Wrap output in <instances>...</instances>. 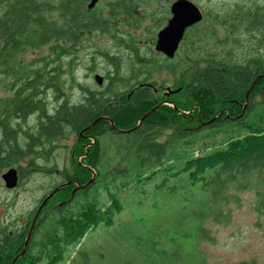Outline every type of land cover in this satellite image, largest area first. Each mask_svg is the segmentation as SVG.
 <instances>
[{
    "label": "trees",
    "instance_id": "1",
    "mask_svg": "<svg viewBox=\"0 0 264 264\" xmlns=\"http://www.w3.org/2000/svg\"><path fill=\"white\" fill-rule=\"evenodd\" d=\"M0 7V75L11 79L8 87L12 91L0 99V165L12 167L67 132L94 139L89 154L95 159L86 160V165L98 178L112 167L116 176L121 174L123 178L119 181L115 176L114 180L122 189L137 186L143 195L146 186H151L155 193L163 190L180 194L189 202L195 219V228H189L188 239L208 238L203 220L218 214L221 204L228 203L231 188L245 189L252 175L264 170V104L261 107L252 104L246 114L239 116L258 75L252 77V71L256 72L254 68L258 66L264 68V56L256 53L251 41L250 58L245 64H239L234 57V49L243 46L247 35L256 33V44L260 46L263 42L264 1L238 0L219 14L204 9L203 21L220 23L226 30L223 48L212 45L215 37L212 31L198 30L200 23L190 28L184 41L191 50L183 62L186 68L181 64L170 68L175 75L195 70L186 88L189 101L185 103L189 105L182 106L173 100L177 109L162 105L142 122L148 112L164 102L156 98L148 81L155 70L151 62L138 66L140 78L116 73L105 90L83 88L85 98L79 104L66 101L52 111L46 100L47 91L59 93L65 72L74 77L75 62L67 61L66 57L75 54L82 36L87 37L95 30L110 31L112 25L103 13L85 8L84 0H0ZM135 7L133 0H118L109 15L118 16L121 11L132 14ZM45 47H49L50 53L34 62L25 64L19 58L25 51ZM113 60L117 66L119 59ZM163 65L169 69L167 64ZM201 65L206 68L198 72ZM256 92L257 86L251 91L250 100ZM193 108L190 116L180 114L181 110ZM32 116H38L37 123L22 130L20 121L26 124ZM111 121L120 131L113 128ZM223 132L227 136L217 142ZM20 134L24 135L22 142L18 139ZM104 140L115 147L116 161L110 168L105 167ZM46 152L47 149L43 151ZM123 164L124 168L120 167ZM87 167L79 166L74 177L80 186L92 178ZM19 171L22 175V167ZM96 184L94 181L80 188L72 197L75 200L83 196V202L73 208L64 203L57 209L59 228L65 230L57 231L52 248L62 258L89 231L112 225L115 217L125 210L119 194L109 193L108 204L99 205L97 198L87 193ZM70 187L73 184L57 194ZM46 221L38 222L36 228H42ZM14 243L9 233L0 232V264L38 263L39 259L28 262L29 251L15 259L20 249L15 250Z\"/></svg>",
    "mask_w": 264,
    "mask_h": 264
},
{
    "label": "rangeland",
    "instance_id": "2",
    "mask_svg": "<svg viewBox=\"0 0 264 264\" xmlns=\"http://www.w3.org/2000/svg\"><path fill=\"white\" fill-rule=\"evenodd\" d=\"M84 1L87 8L90 0ZM117 1L101 0L95 7L96 12H101L109 18L112 27L107 33L95 30L87 37L82 36L75 54L66 57L67 61L75 62L74 77L65 72L61 78L59 93L47 91L46 100L52 111L66 101L75 105L83 102V88L105 90L111 79L116 77V73L124 77L131 74L138 76V66L145 62H151L155 67L148 81L156 98L164 101L158 105L177 109L172 103L173 100L182 106L188 104L185 103L189 101L186 88L195 70L183 74L184 77L181 76V71L175 75L170 70L172 66H182L183 62L187 61L186 57L191 54L187 43L181 45L178 55L172 60L155 49L157 35L167 25L170 18L168 11L175 0H133L136 7L132 14L121 11L118 16L109 15ZM191 1L202 10H214L219 14L238 0ZM219 24L203 21L198 25V30L214 33L212 45L215 48H223L222 42L226 35L224 26ZM254 34L247 35L243 46L234 49V57L239 64H245L250 58L248 49H251L249 44L252 42L255 43L256 53L264 56V40L259 46L256 44L258 34ZM129 41L134 47L128 45ZM49 53V47H45L36 51H25L19 58L29 64ZM115 57L119 59L117 66L116 59L113 60ZM162 64H167L169 69L161 66ZM182 67L186 68L185 65ZM205 68V65H201L197 71ZM96 75L103 77V86H98L94 78ZM10 83V78L0 75V99L11 95L12 91L8 87ZM260 85L264 86V83ZM261 98L254 96L252 100L255 107L264 104V99ZM167 100L168 102H165ZM194 110L195 108L192 111L181 110L180 114L187 117ZM37 118L38 116H32L26 124L20 121L22 130L34 127ZM224 134L219 133L217 142L227 136ZM23 136H18L19 142L23 141ZM106 142L104 140V160L107 159L105 167L110 168L116 161L113 155L115 147ZM94 144V139L79 138L75 133L67 132L46 148H38L36 155L27 156L12 167L0 165V232H14L13 248L20 249L15 259L22 257L29 249L26 242L30 241L32 225L36 228L38 222L47 219L42 228H37L32 245L35 250L28 256V262L35 261L42 250L46 253V258L39 259L37 264H264V170L253 174L250 183L245 184V189L231 188L228 203L221 204L218 214H211L203 220L204 228L209 231L208 238L188 239L189 228H195L189 202L179 196L180 194H169L163 190L155 193L151 186H146V193L143 195L138 192L137 186H126L122 189L119 183L114 182L116 173L112 167L98 178L99 175L86 165V160L90 162L95 159L89 154ZM46 149L45 154L43 151ZM79 166L87 167L92 171V178L95 176L97 184L87 193L92 198L96 197L99 205L108 204L109 193L119 194L125 210L115 217L112 225H101L89 231L76 248H71L67 255L60 259L58 251L55 252L52 248V244L56 243V235L60 232L58 230H65L59 228L57 219L60 216L57 209L64 203L72 205L73 208L83 202V196L72 199L79 190L74 192L75 189L80 186L74 178L78 175ZM124 166L123 164L120 167ZM20 167L23 173L19 175L18 186L12 190L7 189L2 175L11 168H16L20 173ZM116 178L119 181L123 179L121 174ZM69 182H72L70 185L73 184V187L65 189L58 193L59 195L56 193L34 221L44 198L62 184ZM66 190H71L70 195Z\"/></svg>",
    "mask_w": 264,
    "mask_h": 264
},
{
    "label": "water",
    "instance_id": "3",
    "mask_svg": "<svg viewBox=\"0 0 264 264\" xmlns=\"http://www.w3.org/2000/svg\"><path fill=\"white\" fill-rule=\"evenodd\" d=\"M101 0H91L88 8L93 9L98 2ZM172 17L169 19L167 25L158 33L157 40L155 44V49L157 52H160L165 55L166 58L172 59L175 57L181 42L183 41L186 31L195 25L201 23L204 20L203 10L191 0H177L171 6ZM96 82L101 85L103 83V78L99 75L96 76ZM256 83H254L255 86ZM160 105L156 106L152 111L147 113L140 122H142L147 117L156 111ZM98 120L95 121L91 127L87 130H92L93 127L97 124ZM111 124L114 129L120 131L115 124L111 121ZM2 178L7 189H15L19 184V172L16 168L9 169L6 173L2 175ZM95 176L86 184L78 186L74 192L80 188H85L90 184L94 183ZM72 182L66 183L65 185L59 186L52 193H50L45 200L43 201L40 209L38 210L37 216L34 221L37 220L42 208L44 205L62 188L70 185ZM34 225V224H33ZM32 225V228H33ZM28 241L26 242V246ZM14 263V262H13Z\"/></svg>",
    "mask_w": 264,
    "mask_h": 264
},
{
    "label": "flooded vegetation",
    "instance_id": "4",
    "mask_svg": "<svg viewBox=\"0 0 264 264\" xmlns=\"http://www.w3.org/2000/svg\"><path fill=\"white\" fill-rule=\"evenodd\" d=\"M91 1V0H90ZM175 1H177V0H175ZM175 1H173L172 2V4L175 2ZM99 3V2H98ZM97 3V4H98ZM172 4H171V6H172ZM97 6V5H96ZM95 6V7H96ZM95 7L93 8V9H91V10H94L95 9ZM88 8V7H87ZM88 10H90L89 8H88ZM169 13H170V18L169 19H171V17H172V13H171V7H170V10H169ZM169 21V20H168ZM189 30V29H188ZM187 30V31H188ZM187 31H186V33H187ZM185 37H186V34H185ZM185 37H184V39H183V41L181 42V44H180V47H179V49H178V51H177V53H176V55H175V57L178 55V53H179V51H180V48H181V45L184 43V41H185ZM174 57V58H175ZM174 58H172V59H174ZM172 59H169V60H172ZM254 70L256 71V72H253L252 70H250V71H252V74H251V76L253 77V75L254 74H258V75H256V77H255V79H254V82H253V84H252V87H251V89H250V92H248V94H247V99H246V102L242 105V107H241V114L239 115V116H241V115H244V114H246L247 113V111L250 109V107L252 106V104H254L253 103V100L251 99L250 100V98H249V96H250V93H251V91L257 86V92H256V94H255V96L257 97V96H261L262 98V100H263V95H264V86H261V85H259V87H258V84H262V83H264L263 81H264V68H263V66H258V67H255L254 68ZM260 72V73H259ZM97 76V75H96ZM96 76L94 77L95 78V81H96ZM182 77H184V75H182ZM103 78V77H102ZM103 83H104V80H103ZM103 83L101 84V85H99L98 83V86H103ZM254 83H256L255 84V86H254ZM66 183H64V184H62V185H65ZM37 232V228H32V231H31V235H30V241L28 242V246H29V249H27V251L26 252H28L29 251V255H32V251H34L35 250V248H34V250H33V247H32V245L34 244V238H35V233ZM8 233L10 234V236L12 237V235H14V232H10V231H8ZM28 248V247H27ZM58 254V253H57ZM53 256H56V254H53ZM65 256V255H64ZM63 256V257H64ZM37 258L36 259H43V258H46V253H44V251L42 252V250L39 252V254H38V256H36ZM62 258V256H60V259Z\"/></svg>",
    "mask_w": 264,
    "mask_h": 264
}]
</instances>
